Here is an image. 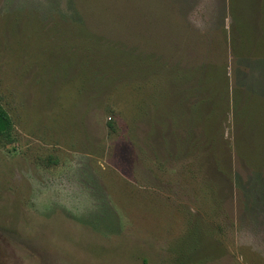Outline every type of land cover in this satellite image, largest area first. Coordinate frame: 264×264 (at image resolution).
Returning a JSON list of instances; mask_svg holds the SVG:
<instances>
[{
  "label": "rangeland",
  "instance_id": "obj_1",
  "mask_svg": "<svg viewBox=\"0 0 264 264\" xmlns=\"http://www.w3.org/2000/svg\"><path fill=\"white\" fill-rule=\"evenodd\" d=\"M0 102V264H264V0H0Z\"/></svg>",
  "mask_w": 264,
  "mask_h": 264
},
{
  "label": "trees",
  "instance_id": "obj_2",
  "mask_svg": "<svg viewBox=\"0 0 264 264\" xmlns=\"http://www.w3.org/2000/svg\"><path fill=\"white\" fill-rule=\"evenodd\" d=\"M157 62L160 64H163V62H161V61H157ZM204 66H205V69L209 68L208 65L207 66L204 65ZM205 69H203V70H205ZM208 72H211V70L209 69ZM216 75H218V73ZM214 76H215V73L210 76V77H212L211 82H212ZM205 82H206V79H204L203 83L201 81H198L197 84L202 85L204 87ZM212 84H211V86H213ZM188 92H189V90H188ZM195 112H197V110H195ZM195 115H193V116H195ZM199 116H201V115H199ZM197 122L199 123V121H197ZM111 124L112 123L109 122L110 126H111ZM208 124H209L208 127L205 128L206 129L205 132L210 133L212 131L211 129L213 128V126L210 125V123H208ZM203 125H207V124H205V121H204ZM12 130H13V123H12L11 116L9 115L7 110L2 106V104L0 102V135L5 137V138H8V137H10ZM254 181L255 182L252 181L249 185L250 188L248 189V191L251 194L250 197L253 200H258L260 204L264 205V190H257L256 188H254V187H261L256 183V179H254ZM257 182L259 183L260 181H257ZM250 189H252V190H250Z\"/></svg>",
  "mask_w": 264,
  "mask_h": 264
}]
</instances>
